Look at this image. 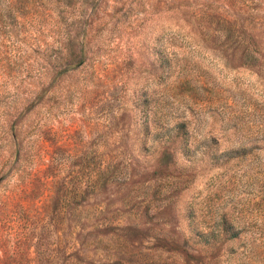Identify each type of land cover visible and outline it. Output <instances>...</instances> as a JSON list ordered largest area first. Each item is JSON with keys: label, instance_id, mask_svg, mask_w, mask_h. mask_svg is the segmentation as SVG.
Instances as JSON below:
<instances>
[{"label": "rangeland", "instance_id": "1", "mask_svg": "<svg viewBox=\"0 0 264 264\" xmlns=\"http://www.w3.org/2000/svg\"><path fill=\"white\" fill-rule=\"evenodd\" d=\"M74 1L76 70L0 14V264H264V0Z\"/></svg>", "mask_w": 264, "mask_h": 264}, {"label": "trees", "instance_id": "2", "mask_svg": "<svg viewBox=\"0 0 264 264\" xmlns=\"http://www.w3.org/2000/svg\"><path fill=\"white\" fill-rule=\"evenodd\" d=\"M53 4H58V6L61 7L62 11H64V15L70 16V21L67 19H64L63 16L59 21H57L55 27H52L53 33L57 36V48L54 51L53 57L45 58L48 59V63H52V66L58 65L59 62L62 61V58H64V55L62 53L63 43L66 41L70 43V46L73 47L75 44H78L80 46V52L79 54H74L73 57L70 55H67L66 57H69V61H65L66 67H69V70H76L80 66H82L85 63V59L82 56V48L84 46L83 42H78V33L74 30L75 27H79L80 22L73 18V11L76 7V3L74 0H49ZM79 7V6H78ZM77 7V8H78ZM45 8L44 7H35L31 0H4L3 2H0V14L2 12H5V18L11 20V22H19V17L21 19L26 20L27 17H30L31 19H36V17H41L44 13ZM10 22V23H11ZM23 24V23H21ZM0 25H2V22H0ZM95 53V52H94ZM97 54L95 53L94 58L97 61ZM77 59V60H76ZM94 59V60H95ZM46 61V60H45ZM47 63V62H46ZM63 63V62H62ZM45 69V68H44ZM54 69V68H53ZM67 69V70H68ZM63 72V70H62ZM182 125L177 126V130H180ZM179 135H175V139L178 138Z\"/></svg>", "mask_w": 264, "mask_h": 264}]
</instances>
